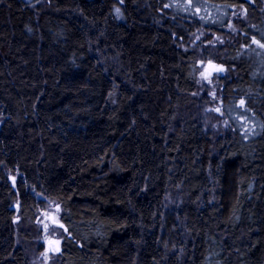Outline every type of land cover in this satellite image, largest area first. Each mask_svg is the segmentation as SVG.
Listing matches in <instances>:
<instances>
[{
	"label": "trees",
	"instance_id": "trees-1",
	"mask_svg": "<svg viewBox=\"0 0 264 264\" xmlns=\"http://www.w3.org/2000/svg\"><path fill=\"white\" fill-rule=\"evenodd\" d=\"M175 1L0 0V264H27L38 194L58 264H264V0H190L247 16L224 43ZM197 47L248 136L203 130Z\"/></svg>",
	"mask_w": 264,
	"mask_h": 264
},
{
	"label": "rangeland",
	"instance_id": "rangeland-1",
	"mask_svg": "<svg viewBox=\"0 0 264 264\" xmlns=\"http://www.w3.org/2000/svg\"><path fill=\"white\" fill-rule=\"evenodd\" d=\"M177 1V3H181L180 6L182 11L189 12L194 10L196 11L195 13L197 14V17H208V19L213 17L214 20H221L219 18H222L226 24L225 31L229 33V35L223 36L222 43H224L225 40L230 41V36L237 33L241 24L247 25L248 28L253 27L250 22H247V16L241 9H235L232 14L233 18L230 19L229 15L233 10L232 7H201L190 0ZM227 14L229 15L227 16ZM219 38L220 35L217 34L213 40H218ZM254 40L258 41L257 38H250V44H256L257 48H259L261 52L264 48L260 47L259 43H254ZM197 50L200 52L199 55V52L196 51L197 55L200 56V59L198 60L200 74L197 79L196 96L198 98H203L202 103H199V109L200 111L202 110L200 116L203 130L206 133H212L213 135L217 134L218 136V133H221L224 129L230 130L233 126H236L241 132H244L248 136L251 134L255 124L252 119L236 111L230 112L228 115H223L224 106L220 104L219 100L221 78L226 76L225 68L216 64L212 60H207L209 56L203 54V49L197 47ZM210 51L217 53L220 50L219 47H217L215 49H211ZM209 61H211L213 65L224 69L222 72L212 71V74L209 77L211 82L204 79L201 75V73L208 66ZM204 99L205 102L203 104ZM216 109H219V111H216ZM36 197L39 201V205L37 204L38 208L35 214V227L33 229V227L28 225H19L17 231L22 233L17 235V245L24 252L27 264H58L57 259L60 252V243L57 246L55 244H50L49 242L57 240L61 242L64 235V228L62 229L58 226V224H54L51 219L52 217H55L59 224H61L60 209L55 201L48 200L40 194L36 195ZM56 247H58V251L54 250Z\"/></svg>",
	"mask_w": 264,
	"mask_h": 264
},
{
	"label": "snow or ice",
	"instance_id": "snow-or-ice-1",
	"mask_svg": "<svg viewBox=\"0 0 264 264\" xmlns=\"http://www.w3.org/2000/svg\"><path fill=\"white\" fill-rule=\"evenodd\" d=\"M121 2H123V0H121ZM116 11H117V13H119V9H116ZM254 43H259L258 41H253ZM260 47H262V48H264V44H260L259 45ZM224 69L222 68V67H218V66H216V65H213L212 63H211V61H209L208 62V66L205 68V70L201 73V75H202V77L204 78V79H206V80H209V82H211L210 81V79H209V77L211 76V74H212V71H216V72H222ZM241 104L243 105V101H241ZM216 111H219V109H216ZM57 210H59V209H57ZM52 219V221H53V223L54 224H58V226L60 227V228H64V225L63 224H59V222L56 220V218L55 217H52L51 218ZM65 231H66V229H65ZM50 244H55V245H59V241L57 240V241H50L49 242ZM54 250H56V251H58L59 249H58V247H56Z\"/></svg>",
	"mask_w": 264,
	"mask_h": 264
}]
</instances>
